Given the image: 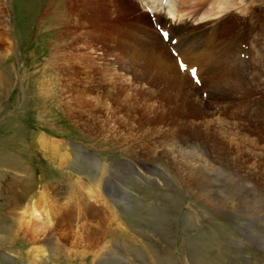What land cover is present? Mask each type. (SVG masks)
Wrapping results in <instances>:
<instances>
[{
    "label": "rangeland",
    "instance_id": "374dc122",
    "mask_svg": "<svg viewBox=\"0 0 264 264\" xmlns=\"http://www.w3.org/2000/svg\"><path fill=\"white\" fill-rule=\"evenodd\" d=\"M10 1L5 17L11 28L8 38L2 35L0 23V40L6 39L4 48L9 50L0 48V72L8 85L3 87L0 80V264H264V231L260 229L264 215L254 211L240 216L239 207L237 212L230 211L233 220L222 219L181 181L186 173L179 167L182 161L189 168L198 162L196 170L210 175V186L217 184L212 189L230 190L220 175L225 173L223 167L228 168L225 152L222 155L220 147L210 142L213 154L206 153L205 138L193 132L196 124L200 129L208 127L226 145L230 138L222 132L227 125L231 138L239 131L251 134L253 143L256 137L264 144L262 126L243 116L244 102H250L254 110L253 104L264 101V0H247V8L243 5L230 12L217 9L213 0H190L184 6L186 14L199 16L207 11L211 16L192 21L185 14L181 22L173 21L177 25L166 24L177 40L196 37L201 54L209 47L210 54L219 51L231 67L235 59L244 64L240 71L232 70L233 81L225 82L211 79L199 63V72L204 69L200 85L178 67L183 87L178 84L184 91L179 100L187 99L196 113L189 115L188 107L187 115L173 109L161 131L175 122L172 128L177 132L187 116L188 126L182 132L190 133L191 149L175 152L174 145L167 157L159 147L153 158L144 157L143 145L132 148V142L140 139L138 132L124 127L121 120L127 115L113 103L111 110L92 107L88 94L95 92L82 91L95 88L105 101V90L115 81V97L143 88L144 94L135 99L144 102L146 93L164 86L155 77L156 70L144 68L159 63L157 55L168 45L148 11L135 0H29L24 9L22 0ZM47 2L51 9L44 12ZM163 19L157 22L165 25L167 18ZM234 48L240 50L235 59L225 53ZM80 79L83 82L77 86ZM71 82L77 86L74 92L69 89ZM125 87L128 94L122 91ZM132 105L140 115L137 105ZM210 118L219 119L224 129L208 125ZM154 136L163 143L171 132ZM172 138L178 141L176 134ZM43 141L54 150L42 146ZM234 155L231 159L237 169L244 170L245 160L254 161L251 156L235 159ZM219 157L224 163L217 172ZM145 158L149 160L143 166ZM257 164L264 166V156ZM34 208L39 214L32 213Z\"/></svg>",
    "mask_w": 264,
    "mask_h": 264
},
{
    "label": "bare ground",
    "instance_id": "6f19581e",
    "mask_svg": "<svg viewBox=\"0 0 264 264\" xmlns=\"http://www.w3.org/2000/svg\"><path fill=\"white\" fill-rule=\"evenodd\" d=\"M28 1L29 0H22L21 1L22 5H20V6H22L24 9L25 5ZM61 1L63 2V0H61ZM135 1L137 3H140L143 7H144V3H148L151 7V10L154 11L158 20L160 18H162V19L167 18L165 25L167 23H172V25L173 24L177 25V23L176 22L173 23V21L181 22L186 17V15H189V17L192 19V21H195L198 17L200 20H203V18L211 16V14H209L207 11L202 12L199 16H196L195 13L186 14L185 13L186 9L184 6H185V4H188L190 2V0H179V2H178V0H164V1L163 0H135ZM198 1H196V2L198 3ZM10 2H11L10 0H0V18L4 17L3 20L0 21V23L3 24V26H2L3 29H1V32H2V35L4 37L7 36V38H8V35H11L9 32L11 30V28L9 26L10 25L9 20L5 19L8 11H9V7H11ZM35 3L38 5V1ZM213 3H214V5L217 4V9H219V10L223 9L226 12H230L234 8H237V9L240 8V6H242L241 8H243V5H245V7H246L247 0H240V2H236L234 0H215V1L213 0ZM246 8H244V10H247ZM43 9H44V12H49L48 10L51 9L49 2H47L44 5ZM213 9H215V7H213ZM245 12L246 11H244V14H245ZM57 17H58V15L56 16V18ZM188 21L189 20H185L184 22L188 23ZM195 38L189 37V38H187L188 40L187 39L182 40L183 38H179L176 41V44L178 43V46H175V48L184 57V59L188 62V64H195V65L198 64L199 65V63H200L201 64L200 67L205 65V67H206V68H204L205 73L208 75L210 74L212 77L211 79H213V77H214L215 81H220V80H224L225 82L233 81L234 78L232 79V77L234 76V74H232V70L234 72H238V71H240L239 69L242 66V64H244L243 62H242V64H239L238 61H240V60L235 59L237 56H239V55H237V53L240 50L239 49L236 50L235 48L228 50V51L225 50L226 54H228V52L231 53L230 58H234L236 60L235 67H231L226 61L222 60V58L220 57L221 54H220V56L218 55L219 51H215V54H213V53L210 54L212 49L211 48L208 49L209 47H204V49L201 48V49H203L202 50L203 53L201 54L200 49L198 48V46L201 47V45H198V43H196L194 41ZM4 40H6V39L0 40V48H4L7 45L6 41H4ZM162 48L163 49L157 55L158 57H160L159 58L160 62L157 63L158 61H156V62L148 64V65L145 64L144 68L146 70V67H147V69L152 71V73L156 70L157 73H156L155 77L157 79H161V81H163L165 83H164V86H162L161 89H159V91H155V92H152L150 94L146 93V96H145L146 100L144 102L138 101L135 99V97L137 95L144 94V91H142L143 88L141 90L139 89L140 91L139 90L136 91V88H135L128 96H125V97H120L121 94H120V96H119V94L118 95L116 94L117 97H115L114 94L117 92L114 90H116V88H118V83H115V81H112V83H111L114 86H112L110 84V86L107 88V90H105L106 96H104V97H106L107 101L106 100L101 101L99 99V94H96L97 91L95 88L90 87L91 89L87 90V88L83 87V89H82V91L84 93L85 92L88 93V91L93 92V93L95 92V95H92L91 93L88 94V96L90 97L88 104L90 102L92 107H93V105L96 108L101 106V107H104V109L107 108V110H111L110 107L112 106V103H113V104H115L114 106H117L114 108L116 110H118V112H121V113L127 115L126 119L124 118L123 120H121L124 123L123 124L124 127L127 128L126 130L129 132L133 131V130L136 133L138 132L137 134H138L139 139H140V141H138V142H136V141L132 142V144H133L132 148H134L135 145H138V146L143 145V147L146 151V154L144 155V157H146V158L147 157L153 158V156H156L155 152H157V149L159 150V147L163 148L162 155H167V157H168L173 152L172 149H173L174 145H175V149H176L175 152H177V151L184 152L188 148L191 149L190 143H192L191 139L189 137L190 133L182 132V131H186L185 128L188 126L187 122H189L187 116H185V115H187V113L189 115H195V113H196V112L194 113L195 106H193L191 103H188L187 99H186L187 101L183 100L182 102H180L179 98L182 97V92H184V91L181 88V86L178 84V82H180L182 87H183V83L179 79L180 77H178V75H179L178 64L176 63L175 58L173 57L172 53L170 52L168 45H165ZM4 51H9V50L7 48H4ZM201 55H202V57H199ZM200 58H202L204 61H202ZM219 59H221L222 64H219L220 63ZM231 60H233V59H231ZM204 69H200V76H203V74H201V73H203ZM4 77L5 76H3V74L0 72V80H1V82H3V87L6 86V88H8L7 87L8 85L6 84L7 79ZM126 80L127 79H124L123 81L126 82ZM79 81H80L79 84L75 83L77 86L82 84L83 79H80ZM127 81H129V80H127ZM183 81H185V80H183ZM153 82L157 83V81H153ZM159 82L160 81H158V83ZM155 83H154V85H155ZM72 84H73V86H72ZM68 85H69V89L74 92V88L77 86L74 87L73 82H71ZM229 85H231V84H229ZM245 85L246 84L244 83L243 88L246 87ZM122 87H123V85H122V81H121V86H119V89L121 90ZM176 87H177V90H176ZM80 91H81V89H80ZM122 91H125V93L128 94L127 88L125 90H122ZM101 97H102V95H101ZM131 98H133V100ZM109 99H110V101H108ZM129 100H132V102H134L137 105V108L140 110V113H141L140 115L138 113H135V109L132 108V106H133L132 102H127ZM195 100H196V98H195ZM120 101L122 104L120 103ZM125 102H126L125 105L128 104L127 108L120 110L122 107L125 106L124 105ZM249 103L246 101L243 103L244 106L242 105L243 106V112L246 111L245 114L243 115L244 118H247L249 120L254 119L255 121L254 120H252V121L255 122V125L257 127L262 126L260 130L264 131V101L257 103V105L253 104V106H255V107L257 106V108H255L254 110H250V106L252 104H249ZM260 104H261V106H260ZM187 107H188L190 112L186 113L185 111H188ZM192 108H193V110H192ZM222 108L223 107H221V109ZM240 108H241V106H238L237 110H239ZM173 109L177 110V112L181 111L183 114H185L184 119H183L184 121L182 123H179L180 129L178 128L177 132H175L173 130L172 126H173V124H175V122H174V123H172V126L169 125V129H165L166 132L161 131L162 130L161 128L164 126V123H166V121H167L165 118L168 115H170L171 112L174 111ZM247 109H248V111H247ZM112 111H114V110H112ZM213 112H214V110H213ZM152 114H153V116H152ZM175 114H177V113H175ZM225 115H223V116H225ZM139 116H142L141 119ZM196 116H198V114ZM223 116H222V118H224ZM210 119H212V118H210ZM171 120H172V118H171ZM204 120L205 119H203V121ZM204 122H203V124H204ZM226 122H228V121H226ZM254 122H253V124H254ZM207 123H208V125L214 123L215 129H217V128H219L220 130L224 129V128L219 126V124L221 123V121L219 119L207 120ZM222 123H223V121H222ZM232 124L236 125L235 127H240L239 126L240 123L238 124L237 122H234ZM194 126H195V128H193V132L199 133L200 137L205 138V140L202 142V144L205 145V147L207 149V150H205L206 153L213 154V150L208 149L210 142H212L211 144L214 145V147H217V146L220 147V148H218L219 149L218 151H220V153L222 155H224L223 154V151H224L226 156L227 157L229 156L228 159H226L227 157H225V160L228 161V162H226L227 164L220 161V158L222 156L219 157V160L217 163V165H218L217 172H218L219 167L220 168L223 167L220 163H224L225 166H227L229 168V172H228V170H226L228 168L224 169V167H223L222 170L225 173H220V175L224 179L225 178L227 179V180L225 179V181L227 182V186L230 187V188H228L230 190H227L226 188L225 189H221V188L220 189L219 188L212 189V187H215L217 184H211V186H210L209 185V182L211 180V178L209 177L210 175H206V174L204 175V174L200 173L199 170H196V168H198L201 165L198 162L193 163V166L189 168L188 165L185 164L187 162L184 163L182 160H180V161H182V163H181V166H179V167L182 168L181 171L186 173L185 178H184V175L181 174L180 179H183L181 181H184V183L186 184L187 187L194 188V190L196 191V196L199 197L200 199H202L205 203H207L209 205V207L212 208V210L216 211L222 217V219L233 220L231 217L233 215H231L230 211L235 210L237 212L236 208L239 209V207L242 208L240 216H246L247 217L249 215L254 214L255 213L254 211H257L256 213L257 214H258V212L261 213L258 215L259 216L261 215V217H262L264 215V166L263 165L259 166V164H257V162H260L263 159L264 151H263V149H261L260 146L264 145V144L260 143L259 139L256 137H255L256 143H253L254 142L253 139L250 138L251 134H248V133L241 134V133H239V131L238 132L235 131V135H234L235 138H231L230 137L231 132H228L229 126L227 125L228 131L225 129V130H223L224 132H222V133H227V138L228 139L230 138L229 139L230 142L228 143V145H226L225 141L220 140L218 137H216V134L214 132H212L208 127L204 126L205 129H200V127L197 124ZM132 127H134V129ZM204 127L202 126V128H204ZM139 129L143 130L142 134H139ZM170 132H171V136L176 134V136L178 137L177 142L175 139H173V138L171 139ZM154 133H156V135L157 134L163 135V137H165V135L170 136V137H169V139L165 138L164 142L160 143V140L158 142H156L157 139L155 140ZM236 136H238V138H236ZM241 138L243 139L242 143L240 142ZM166 139H168V140H166ZM170 141H171V143H170ZM43 143H45V144H42V146L44 145L45 148H50V149L54 150V148H53L54 146L50 147L51 145L47 144L45 141H43ZM223 143H225V144H223ZM249 143H250V147H249ZM195 146L196 145H194V149H195ZM170 147H172V148L169 150ZM254 147H258L260 150H257V148H254ZM200 151H201V149H200ZM134 152L135 151L132 150L131 154ZM233 154H235L234 158H235V156H237L238 158H243V157L249 158L251 156V157H253L254 161H253V163H250L249 160L248 161L245 160L244 161L245 167H243L244 170L243 169L241 170L240 168L237 169L236 168L237 165H235L234 159L233 160L231 159L233 157ZM160 157L158 156L159 159H160ZM146 158L144 160H142L143 166H145L144 164H148L147 160H149V159H146ZM162 158H163V156H162ZM209 158L214 159L213 156H210ZM10 159H11V157H10ZM203 163L206 164V161H204ZM185 168H187V169H185ZM145 169H146V167H145ZM200 170H201V168H200ZM232 172H240L241 174H243V176H240L237 173H232ZM97 181H98V179H97ZM245 190H248V193H245ZM238 196H239V201H237V202L235 201L236 204H234L233 200L235 197H238ZM229 203H231L232 208L229 207ZM34 212H36V214H34V215H37L38 212L35 208L32 211V213H34ZM261 221L262 222H260V225H262L263 227L262 228L259 227V228L262 231H264V218H262ZM247 237H249V236H247ZM227 240L229 243H231L233 240L229 234H228ZM262 240H264V239H262Z\"/></svg>",
    "mask_w": 264,
    "mask_h": 264
},
{
    "label": "snow or ice",
    "instance_id": "6c2138e0",
    "mask_svg": "<svg viewBox=\"0 0 264 264\" xmlns=\"http://www.w3.org/2000/svg\"><path fill=\"white\" fill-rule=\"evenodd\" d=\"M181 67H184V65H181ZM196 72H197L196 69H192V75H193L194 77L196 76Z\"/></svg>",
    "mask_w": 264,
    "mask_h": 264
}]
</instances>
